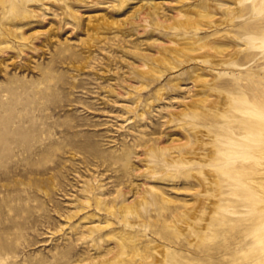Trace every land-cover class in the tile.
<instances>
[{"label":"rangeland","instance_id":"obj_1","mask_svg":"<svg viewBox=\"0 0 264 264\" xmlns=\"http://www.w3.org/2000/svg\"><path fill=\"white\" fill-rule=\"evenodd\" d=\"M258 108L254 0H0V264H264Z\"/></svg>","mask_w":264,"mask_h":264},{"label":"bare ground","instance_id":"obj_2","mask_svg":"<svg viewBox=\"0 0 264 264\" xmlns=\"http://www.w3.org/2000/svg\"><path fill=\"white\" fill-rule=\"evenodd\" d=\"M254 2L256 6L264 7V0H254ZM229 38L234 41L233 38ZM250 115L258 120L244 122L248 138L243 140L235 136L230 137L227 144L234 150L238 146L242 148L236 151L243 162V172L239 181L245 186L248 196H259L264 201V110L254 109Z\"/></svg>","mask_w":264,"mask_h":264}]
</instances>
